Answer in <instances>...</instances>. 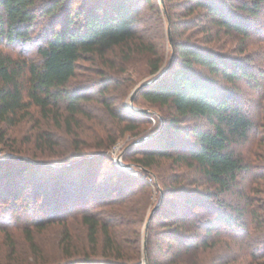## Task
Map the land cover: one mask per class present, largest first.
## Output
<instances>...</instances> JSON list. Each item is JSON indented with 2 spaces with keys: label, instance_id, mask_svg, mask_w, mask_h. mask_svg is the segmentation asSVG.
<instances>
[{
  "label": "trees",
  "instance_id": "obj_1",
  "mask_svg": "<svg viewBox=\"0 0 264 264\" xmlns=\"http://www.w3.org/2000/svg\"><path fill=\"white\" fill-rule=\"evenodd\" d=\"M144 1L161 18L163 12L160 5L152 0ZM232 1L185 0L180 2V5L189 15L201 8L202 11L197 12L198 17L210 20L220 30L249 34L245 19L232 10ZM106 2L84 0L75 6L68 4L66 0H0V142L5 141L9 128L33 115V108L39 110L43 117L59 123L65 115V120L71 125L78 114L84 113L81 103L89 99L92 90L98 89L102 96L109 92L110 81L103 77V74L109 72L105 67L94 70V74L103 77L100 80L90 79V84L85 89L72 87L73 80L78 76L79 62L83 59L93 57L103 61L110 52L119 50L123 65H127L137 55L145 59L151 74H158L167 67L164 66V47L157 45L152 39L154 36L152 37L148 29L151 26H148V23L143 24L145 12L142 13V0ZM263 3L264 0L245 1L240 8L247 15L259 16ZM65 6L60 14L62 20L55 19L56 24L46 29L42 40L36 44L38 58L22 52L13 55L3 48V44L11 46L31 41L32 30L39 15L59 17L61 8ZM189 22L185 23L190 24ZM57 25L61 27L56 28ZM209 27L211 26L203 28L209 30ZM174 46V57L167 71L157 81L144 87L138 95L151 105L173 109L175 114L169 118L166 130L183 134L184 129L179 126L178 120L185 117L203 118L211 128L195 126L191 131V136L194 137L192 141H188L189 136H184L183 141H177L161 134L158 146L152 148H148L145 142H133L129 151L132 152L135 163L145 169H151L163 159H171L175 163L196 166L208 181L223 191L233 189L242 175L255 170L257 178L264 179V163L258 161L264 157V136L260 138L255 151L256 162H247L246 158L238 155L233 148L235 144L250 141L260 125L243 110L232 89L223 84L245 80L249 85L262 89L264 69L255 71L247 62L195 41L178 39L175 40ZM102 102L109 116L118 120L112 104L105 98ZM132 120L136 118L133 116ZM128 124L115 136L112 132L115 133L118 128L107 130L109 134L103 144L104 149L112 147L124 133L134 132L138 127L135 123ZM38 138L43 144H51V137L47 134L41 133ZM85 157L86 155L72 157L61 163H66L64 169H70L94 160L95 156ZM28 166L20 162V171L25 173ZM128 177L132 179L133 176ZM137 183L143 186L142 188L148 184L140 180H137ZM162 186L165 187L164 202L155 211L149 231L155 217L162 216L163 237L171 239L181 247L171 254L165 253V262L154 259L149 250V264H202L205 254L211 252L219 243L215 238L218 234L215 225L207 219V223L201 226L206 228L203 235L194 236L188 232L186 227L191 216L195 215L196 207L202 205V200L195 192H190L185 187L176 184ZM81 189L79 194H73L68 201L80 202L82 205L94 201L93 204L82 208L77 217L81 219L92 247L96 248L100 243L99 237H102L100 247L105 260L98 261L101 257L87 258L85 262L78 263L75 259L66 264H137L139 253L126 246L127 240L122 239L119 230L124 224L122 208L130 203L135 188H128V191L126 189V193L119 192V196L110 192H99L97 197L96 191L86 187L84 183ZM7 194L20 197V192L16 191H8ZM178 195H181L183 200H177ZM213 196L214 192L207 191L205 197L208 198L203 199L204 203L208 205ZM104 206L109 209H101ZM251 215L252 220L246 217L242 209L235 207L233 212L220 214L217 218L231 225H242L248 237L254 229L256 235L253 234V240L257 241L254 249L257 255L259 252L264 253V245L258 248L262 241L261 233L256 232V229L264 224V220H261L262 217L256 210L252 211ZM254 220L257 225L253 223ZM191 225L194 226L195 222ZM64 226L61 242L65 245L64 248L68 249L72 242V232L66 224ZM27 235L31 245H35L30 229L27 230ZM148 242L149 245L152 244L151 235H148ZM189 257H192L191 263H188ZM211 260L214 262L212 264H218L217 258Z\"/></svg>",
  "mask_w": 264,
  "mask_h": 264
},
{
  "label": "rangeland",
  "instance_id": "obj_2",
  "mask_svg": "<svg viewBox=\"0 0 264 264\" xmlns=\"http://www.w3.org/2000/svg\"><path fill=\"white\" fill-rule=\"evenodd\" d=\"M83 1L66 0L68 4L75 6ZM152 1L160 5L163 14L160 18L147 2L142 0V13L145 12L142 21L143 24L148 23V26H151L148 29L157 45L164 47V66L172 62L175 40L187 39L241 59L255 71L259 68L264 69V3L262 13L254 16L247 15L240 8L243 2L250 0L232 1L234 3L232 10L247 23L249 34L242 35L220 30L210 20L199 18L197 12L202 11L201 8L193 15L186 14L184 7L180 5V2L185 0L170 2L164 0L165 4L161 0ZM65 8L66 6L61 8L59 17L56 18L39 15L32 30L33 39L28 43L11 46L3 44V48L13 55L22 52L38 58L36 44L42 40L46 29L56 24L55 19L62 20L60 14ZM186 21H190V24L185 23ZM204 26L211 27L205 30ZM60 27L61 25L56 26V28ZM120 56L117 50L110 52L103 61L90 57L79 62L78 76L73 80L72 87L85 89L90 84V79L100 80L102 76L94 74V70L105 67L109 72L103 74V77L110 81V91L102 96L98 89L92 90L89 99L81 103L84 113L78 114L71 125H68L65 115L59 123L54 119L43 117L39 110L33 108V115L15 127L9 128L5 141L0 142V264H66L75 259L81 263L87 258L100 257L102 259L98 261L105 260L104 252L100 247L102 237H99V245L96 248L92 247L85 227L77 217L82 208L93 204L94 201L86 205L68 201L70 196L80 193L82 183L94 189L96 197L99 192H110L114 196H119V192L126 193L128 188H135L132 202L122 208L124 224L119 230L122 239L127 240L126 246L131 248V251L133 249L135 253H139L140 259L137 264H145V238L147 258L150 250L153 258L161 262H165V253L171 254L181 247L180 244L163 237L162 216L155 217L152 229L149 231L154 212L147 227L153 208L162 199L160 206L164 202L163 184L166 187L175 184L185 187L190 192H195L202 200V205L196 207V213L190 219V223L195 222V225L189 223L186 227L188 232L194 236L203 235L206 228L201 226L207 223V219L215 225V230L218 232L215 238L219 243L211 252L205 254L202 264L214 263L211 262L212 258L213 260L217 258L218 264H251V262L264 264V253L259 252L256 255L257 251L254 249L257 242L253 240V234L256 235L254 229L248 237L242 225L238 223L231 225L217 218L218 215L231 213L235 207H238L245 212L247 218L252 220L251 213L256 210L262 217L261 220H264V179L257 178L256 170L242 175L233 189L223 191L208 181L196 166L175 163L171 159H163L151 169H145L135 163L129 149L138 138L157 132L155 136L144 141L148 148H152L158 146L157 142L161 134L177 141H183L184 136H189L188 141H192L194 137L191 136V131L195 126L205 129L211 126L203 118L185 117L178 120L179 126L184 129L183 134L166 130L169 118L175 114L173 109L168 106L151 105L140 94L131 101L133 90L140 83L152 79L157 74L149 72L147 63L141 56L136 55L127 65L121 63ZM223 84L232 89L243 110L254 117L260 125L250 141L233 146L235 152L245 157L247 162H256L255 151L260 138L264 136V125H262L264 124V87L255 88L245 80ZM262 84L264 85V78ZM103 98L112 104L118 120L109 116L102 102ZM141 108H146L150 112H141L139 110ZM133 116L136 120H132ZM129 122L138 126L135 131L124 133L115 145L104 149L103 144L109 134L107 130L118 128L115 133L112 132L115 136L117 132H122ZM41 133L51 137V144H43L39 141L38 136ZM81 155H86L87 158L95 157L92 161L64 169L66 163H61L62 161ZM258 161L264 163V157ZM20 162L29 165L25 173L20 171ZM129 175L133 176L132 179L128 177ZM137 180L148 184L142 188ZM8 191L20 192V197L9 196ZM207 191L214 192V196L209 197L208 205L203 201L208 198L205 197ZM176 198L183 200L181 195ZM101 209L109 208L104 206ZM253 223L257 225L255 220ZM64 224L72 232V242L68 249H65V245L63 246L61 242ZM29 229L35 245H31L29 241L27 235ZM256 232L261 233L262 241L258 247L261 248V245H264V224L258 227ZM148 235H151V245L148 242ZM188 260V263H191L192 257Z\"/></svg>",
  "mask_w": 264,
  "mask_h": 264
},
{
  "label": "water",
  "instance_id": "obj_3",
  "mask_svg": "<svg viewBox=\"0 0 264 264\" xmlns=\"http://www.w3.org/2000/svg\"><path fill=\"white\" fill-rule=\"evenodd\" d=\"M162 1V3L163 4H165V1L164 0H161ZM169 66H170V64L165 68V69H163L161 72H159L156 76H154L152 79H150V80H146V81H143L142 83H140L134 90H133V92H132V95H131V101H134V99H135V97L137 96V94L144 88V87H146V86H148V85H150V84H152V83H154L155 81H157L166 71H167V69L169 68ZM141 112H145V113H149L150 111L148 110V109H146V108H141V109H139ZM157 133V132H156ZM156 133H154V134H150V135H148V136H145V137H142V138H139V139H137V140H135L134 141V143H142V142H144V141H147L148 139H150V138H152L153 136H155L156 135ZM162 201H163V199L161 200V202L158 204V205H156L154 208H153V210H152V212H151V214H150V218H149V220L147 221V227H148V224H149V221L151 220V218H152V216H153V214H154V212L160 207V205H161V203H162ZM144 249H145V255H144V262H145V264H149V260H148V258H147V255H146V251H147V240H146V238H145V241H144Z\"/></svg>",
  "mask_w": 264,
  "mask_h": 264
}]
</instances>
